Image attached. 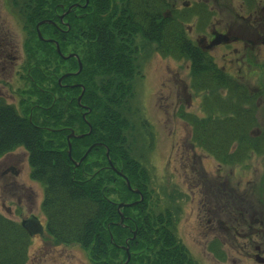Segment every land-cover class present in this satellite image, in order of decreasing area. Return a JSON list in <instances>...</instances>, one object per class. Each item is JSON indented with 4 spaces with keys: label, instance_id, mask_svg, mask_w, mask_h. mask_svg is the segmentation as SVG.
I'll use <instances>...</instances> for the list:
<instances>
[{
    "label": "trees",
    "instance_id": "16d2710c",
    "mask_svg": "<svg viewBox=\"0 0 264 264\" xmlns=\"http://www.w3.org/2000/svg\"><path fill=\"white\" fill-rule=\"evenodd\" d=\"M16 5L25 31L22 84L19 109L0 97V158L26 151L30 179L43 188L40 209L49 237L79 245L91 264H124L127 246L125 264H197L175 234L172 211L148 214L150 175L126 136L134 52L149 43L164 58L189 62V88L200 97L201 115L182 109L177 115L190 126V143L223 165H241L252 153L264 152V127L252 130L264 90L252 93L220 69L187 36L184 21L163 15L166 0H16ZM71 54L81 62L79 71L76 57L66 58ZM71 130L84 135L70 139L69 157ZM259 185L264 187V178ZM257 191L264 205V191ZM135 201L120 209L121 223L118 204ZM234 225L264 244L262 224L253 232L252 224ZM218 241L208 249L222 259ZM30 244L21 224L0 213V264H26Z\"/></svg>",
    "mask_w": 264,
    "mask_h": 264
},
{
    "label": "rangeland",
    "instance_id": "374dc122",
    "mask_svg": "<svg viewBox=\"0 0 264 264\" xmlns=\"http://www.w3.org/2000/svg\"><path fill=\"white\" fill-rule=\"evenodd\" d=\"M23 23L17 13L11 29L16 44H23ZM209 49L219 68L237 77L250 91L264 90V69L245 67L243 52L236 54L221 46ZM134 57V95L126 136L150 175L148 214L153 218L165 208L172 211L175 234L197 264H261L255 255L258 247L264 258V244L255 233L247 239V228L234 224H252L251 232L260 228L257 224L264 228V205L257 199V188L264 191L259 185L264 178V152L252 153L241 165H223L194 146L190 143V126L177 115L178 109L201 115L200 97L189 88V62L164 58L149 43L139 44ZM256 59L264 61L262 49ZM19 86L16 75L11 79L1 75L0 97L18 109ZM257 106L256 126L252 128L255 132L264 127V95ZM29 173L24 149L0 158V213L18 223L33 214L44 229V236L31 237L26 264H91L88 253L79 245L56 244L48 236L40 209L43 188L30 179ZM254 217L259 221L254 222ZM215 239L219 240L222 259L208 249Z\"/></svg>",
    "mask_w": 264,
    "mask_h": 264
},
{
    "label": "flooded vegetation",
    "instance_id": "af4514ba",
    "mask_svg": "<svg viewBox=\"0 0 264 264\" xmlns=\"http://www.w3.org/2000/svg\"><path fill=\"white\" fill-rule=\"evenodd\" d=\"M166 4L163 15L184 21L186 34L190 31L195 38L187 36L203 51L209 53V48L221 46L236 54L243 52L241 61H245V67L264 69V61L256 59L259 49L264 52V0H166ZM16 12V0H0V78L8 75L11 79L16 75L21 85L19 71L24 50L22 42L16 44L11 31ZM215 39L220 42L215 44ZM31 216L35 215L26 219Z\"/></svg>",
    "mask_w": 264,
    "mask_h": 264
},
{
    "label": "water",
    "instance_id": "95a60500",
    "mask_svg": "<svg viewBox=\"0 0 264 264\" xmlns=\"http://www.w3.org/2000/svg\"><path fill=\"white\" fill-rule=\"evenodd\" d=\"M71 10V7H69L68 9H67V11H66V13H68L69 11ZM62 15L60 16V19H62ZM43 22H45V21H41V22H39L36 26H37V28L39 27V25L41 24V23H43ZM47 22H49V23H52V21H47ZM38 36L41 38V36H40V33L38 32ZM220 41L218 40V39H215V44H217V43H219ZM56 50L58 51V53L59 54H61V52L59 51V48H58V45H57V43H56ZM69 56H74V57H76L77 58V55H68V56H66V57H69ZM65 57V56H64ZM78 64H79V70L81 69V63L78 61ZM60 81V80H59ZM80 98H81V96L80 97H78V102L80 101ZM84 134H79V135H77V134H75L74 133V131L73 130H71L70 131V133L68 134V136H67V142H68V150H67V153H68V156L69 157H71V143H70V138H76V137H82ZM91 148V147H90ZM89 148V149H90ZM88 149V150H89ZM88 152V151H87ZM87 152L84 154V156L78 161V162H74L76 165H78L81 161H82V159L86 156V154H87ZM107 153V156H108V152H106ZM124 178H125V180H126V184H127V187L129 188V189H131V187H130V183H129V181L127 180V178L125 177V176H123ZM137 192H139V191H137ZM141 199H142V197H140V199H139V201H141ZM136 203V202H135ZM135 203H130V204H126V203H119L118 204V210L120 211V208H122V207H124V206H127V207H129V206H131V205H134ZM120 216H121V221L123 220V215L120 213ZM21 226L24 228V230L28 233V235H30V236H32V235H35V234H42L43 233V230H42V226H41V224H40V222L37 220V218H35V217H30L29 219H25V220H23L22 221V223H21ZM124 249H125V251H126V253H127V259H126V261L124 262V264L129 260V251H128V246L127 247H124ZM255 260H257V262H259V263H264V258L262 257V256H260V254L259 253H257L256 255H255Z\"/></svg>",
    "mask_w": 264,
    "mask_h": 264
}]
</instances>
